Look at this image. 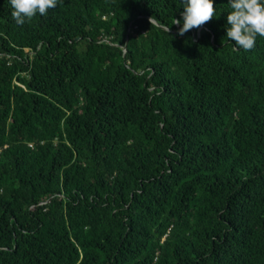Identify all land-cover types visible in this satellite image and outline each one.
Returning a JSON list of instances; mask_svg holds the SVG:
<instances>
[{
  "label": "trees",
  "instance_id": "16d2710c",
  "mask_svg": "<svg viewBox=\"0 0 264 264\" xmlns=\"http://www.w3.org/2000/svg\"><path fill=\"white\" fill-rule=\"evenodd\" d=\"M214 7L0 0V264H264V37Z\"/></svg>",
  "mask_w": 264,
  "mask_h": 264
},
{
  "label": "clouds",
  "instance_id": "9594fccd",
  "mask_svg": "<svg viewBox=\"0 0 264 264\" xmlns=\"http://www.w3.org/2000/svg\"><path fill=\"white\" fill-rule=\"evenodd\" d=\"M11 15L17 25H23L38 14L45 16L60 0H8ZM181 19L174 24L180 26L178 34L183 36L193 28H199L216 16L214 0H181ZM226 37L234 42L236 50L250 51L257 37H264V0H228Z\"/></svg>",
  "mask_w": 264,
  "mask_h": 264
}]
</instances>
